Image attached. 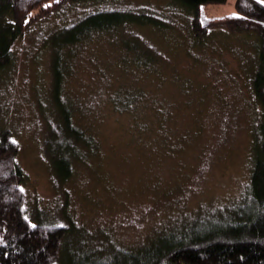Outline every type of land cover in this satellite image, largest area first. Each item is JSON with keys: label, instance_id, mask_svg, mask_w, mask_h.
<instances>
[{"label": "rangeland", "instance_id": "374dc122", "mask_svg": "<svg viewBox=\"0 0 264 264\" xmlns=\"http://www.w3.org/2000/svg\"><path fill=\"white\" fill-rule=\"evenodd\" d=\"M236 3L202 14L228 17ZM119 15L129 21L119 30L60 50ZM192 18L176 0H83L14 43L0 127L19 148L26 217L67 228V264L122 259L247 209L263 112L253 90L259 35L220 27L197 39ZM63 99L95 138L67 179L56 160Z\"/></svg>", "mask_w": 264, "mask_h": 264}, {"label": "trees", "instance_id": "16d2710c", "mask_svg": "<svg viewBox=\"0 0 264 264\" xmlns=\"http://www.w3.org/2000/svg\"><path fill=\"white\" fill-rule=\"evenodd\" d=\"M83 0H0V76L13 61L14 43L40 20L61 10L69 3ZM192 14V32L203 38L216 28L231 31H255L259 36V69L253 84L263 112L259 127L254 169L249 186L247 209L238 216L218 220L192 235H174L155 244L116 257L94 261L85 258L82 264H264V4L259 0H237L239 16L220 19L204 17L208 5L228 0H176ZM49 4V7H44ZM114 23L99 22L86 27L81 37L68 39L60 50L82 42L90 32L110 30L129 23L119 15ZM114 29V28H113ZM66 108L56 112L58 132L56 160L65 178L73 172L75 157L95 147V138L76 120L74 109L66 99ZM19 148L10 132L0 127V264H67L63 260L68 230L63 226L32 223L24 210L21 185L26 174L18 162ZM66 178V179H67ZM65 179V180H66ZM27 218V219H26Z\"/></svg>", "mask_w": 264, "mask_h": 264}, {"label": "snow or ice", "instance_id": "6c2138e0", "mask_svg": "<svg viewBox=\"0 0 264 264\" xmlns=\"http://www.w3.org/2000/svg\"><path fill=\"white\" fill-rule=\"evenodd\" d=\"M260 3H261V4H264V0H260ZM49 6H50L49 4H45V5H44V7H49ZM232 15H233V16H239V13H233ZM13 143H15L14 140H13ZM21 190L23 191V189H21ZM26 219H27V218H26ZM32 227H36V225L33 224ZM2 239H3V238L0 237V240H2Z\"/></svg>", "mask_w": 264, "mask_h": 264}]
</instances>
